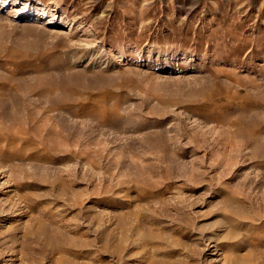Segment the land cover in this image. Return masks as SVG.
Instances as JSON below:
<instances>
[{
    "label": "rangeland",
    "instance_id": "rangeland-1",
    "mask_svg": "<svg viewBox=\"0 0 264 264\" xmlns=\"http://www.w3.org/2000/svg\"><path fill=\"white\" fill-rule=\"evenodd\" d=\"M0 105V264H264V0H0Z\"/></svg>",
    "mask_w": 264,
    "mask_h": 264
},
{
    "label": "bare ground",
    "instance_id": "bare-ground-1",
    "mask_svg": "<svg viewBox=\"0 0 264 264\" xmlns=\"http://www.w3.org/2000/svg\"><path fill=\"white\" fill-rule=\"evenodd\" d=\"M50 86V87H49ZM11 88V87H10ZM40 91H39V93L41 94V95H43V97H47V95L49 94V93H51L52 92V90L54 91V88L52 87V85H46V86H42L40 89H39ZM7 91H8V89H7ZM56 93V92H55ZM32 95V94H31ZM18 96V95H17ZM53 97V96H52ZM51 101H52V99H50ZM14 101H16V100H14ZM45 102H46V100H45ZM12 103V102H11ZM24 103V102H23ZM18 104H19V102H18ZM51 104H53V103H51ZM78 104V103H77ZM22 105V104H21ZM23 106V105H22ZM45 106H46V104H45ZM62 106H64L67 110H68V113H69V116H66L67 118H64V117H62V118H64L66 121L63 123V124H59L58 125V128L56 129V128H53V126L55 125H53V126H46L47 128H48V130H50V131H53L54 129V131H56V133L62 138V140H63V144H67V146H68V143L70 142L71 144H72V137L74 136V132L75 131H73V123H74V120L72 119H70L69 117H71L72 115H73V113H74V111H73V109H74V107H73V105H72V101H71V99H69V92L66 90V89H64V95L62 96V99L60 100V101H56V102H54V105L53 106H51V105H49L48 107H49V110H52L53 109V111H54V109L56 108V107H62ZM82 106L83 107H85L86 106V103L85 102H82ZM104 107H102L103 109H105V105H103ZM0 107H1V105H0ZM37 107V106H36ZM11 108V107H10ZM14 108V107H13ZM25 108V107H24ZM39 108V107H38ZM29 109H31V108H29ZM61 109V108H60ZM92 109V108H91ZM2 110V109H1ZM27 110V109H26ZM56 110V109H55ZM63 110V109H62ZM76 110V109H75ZM21 112V111H20ZM22 112H24L23 111V108H22ZM52 112V111H51ZM63 112H65V111H63ZM45 113V112H44ZM21 114V113H20ZM58 114H60V113H58ZM10 115L12 116V117H14L15 115H14V113H10ZM55 115V114H54ZM62 115V114H61ZM71 115V116H70ZM19 117V116H18ZM56 117H58V116H56ZM75 117V116H74ZM36 117H35V115H33L32 116V118H31V120H34ZM39 118V117H38ZM60 119V118H59ZM58 119V120H59ZM41 120H43V119H41ZM50 120H52V119H50ZM45 121V120H44ZM53 121H55V120H53ZM72 121H73V123H72ZM23 123H24V120L21 118V119H19V120H16V121H14V123H12V126L11 127H8V126H5V128H4V130L6 131L5 132V134H10V131L11 132H13V134L14 135H16V134H18V135H20V136H23L24 137V141H26V142H30V141H33V142H36L37 144H39V145H43V146H49L50 145V147H52L55 151H57V153H59L60 155L59 156H57V155H52V154H50V157H52V158H54V159H70V158H72L74 155H76V153L74 152V151H70L69 149H67L68 147H66V150H61V148H62V146L60 145V143H58L57 145H56V143H51V140L45 135V134H43V133H41L42 131H40V127H41V125H40V123H35V124H28L27 123V125L28 126H25V125H23ZM42 124V123H41ZM48 125H51V124H48ZM57 125V124H56ZM55 127V126H54ZM86 130V129H85ZM47 131V130H46ZM76 132H77V130H76ZM82 133V132H81ZM26 134V136H24ZM87 134H90V133H87ZM79 135V134H78ZM83 135H86L85 133L83 134ZM91 135V134H90ZM75 136H77V135H75ZM59 137V138H60ZM80 137H83V136H80ZM74 138V137H73ZM77 139V138H76ZM86 139H87V137H86ZM91 139V138H90ZM89 139V140H90ZM87 141H88V139H87ZM61 142V141H60ZM31 143V142H30ZM76 142L74 141V144H75ZM79 143V142H78ZM56 146H58V147H56ZM73 144V145H74ZM66 146V145H65ZM70 146H72V145H69V147ZM75 146H76V144H75ZM63 147H64V145H63ZM63 149H65V148H63ZM63 167V166H62Z\"/></svg>",
    "mask_w": 264,
    "mask_h": 264
}]
</instances>
